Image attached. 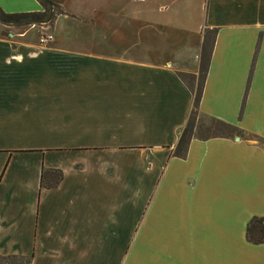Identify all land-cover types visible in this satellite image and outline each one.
<instances>
[{
    "label": "crops",
    "instance_id": "obj_1",
    "mask_svg": "<svg viewBox=\"0 0 264 264\" xmlns=\"http://www.w3.org/2000/svg\"><path fill=\"white\" fill-rule=\"evenodd\" d=\"M68 1L52 0L47 45L0 23V257L264 264V242L246 238L264 217V0L144 2L141 17L146 0ZM117 2L133 9L125 23ZM206 29L198 111L241 134L193 137L179 157L193 94L178 73H197ZM42 169L60 182L41 188Z\"/></svg>",
    "mask_w": 264,
    "mask_h": 264
},
{
    "label": "trees",
    "instance_id": "obj_2",
    "mask_svg": "<svg viewBox=\"0 0 264 264\" xmlns=\"http://www.w3.org/2000/svg\"><path fill=\"white\" fill-rule=\"evenodd\" d=\"M42 6V11L20 12V13H6L0 8V23L8 26L28 27L31 24L49 23L51 24L56 15L61 11L57 4L52 0H37ZM215 36V29H206L203 32V39L201 50L199 54L198 79L193 86L187 83V79L195 82V75L190 73L179 72V77L185 82L187 87L193 94V103L186 123L181 129L176 147L173 154L179 157H184L189 140L193 137L206 139L209 137H231L235 136L237 128L229 123L218 119L210 118L212 124L204 129H200L190 121V114L194 109L198 111V103L204 84V79L209 62L210 52L212 48L213 39ZM199 112V111H198ZM202 115V114H201ZM2 173H0V179ZM62 178V173L59 170H44L40 173V187L52 188L56 186ZM246 238L254 243L264 242V217H253L246 226ZM30 258L24 256H1L0 264H27Z\"/></svg>",
    "mask_w": 264,
    "mask_h": 264
},
{
    "label": "rangeland",
    "instance_id": "obj_3",
    "mask_svg": "<svg viewBox=\"0 0 264 264\" xmlns=\"http://www.w3.org/2000/svg\"><path fill=\"white\" fill-rule=\"evenodd\" d=\"M80 1H83V0H69L68 2H69V4L70 5H72V6H76L77 8L78 7H80L81 9H84L83 7H85L86 5H89V4H93V3H97V1L98 0H93V1H91V2H86V3H83L82 4V2H80ZM104 1H106V0H104ZM121 1V0H120ZM159 2V1H161V0H146V1H142V2H139V3H137V5H140L139 6V8H140V10H138L139 11V16L141 17V16H143V5H145V3L144 2H146L147 3V5H153L154 4V2ZM190 1V0H189ZM192 1H194V0H192ZM150 2V3H149ZM108 4V3H107ZM81 5V6H80ZM59 7V6H58ZM70 7V6H69ZM104 8H106L105 6H104ZM107 8L108 9H112L113 8V14H114V19L115 20H118V21H120V22H122L123 21V19L124 18H126V17H128V16H130L131 14H133L134 12H132V8L130 7V6H125V5H122L121 3H114L113 5H108L107 6ZM130 8V9H129ZM148 9H150V8H148ZM61 14V13H60ZM59 15V14H58ZM58 15H56V17L58 16ZM55 17V18H56ZM55 20V19H54ZM126 22V20L124 21V22H122V23H125ZM130 23H132L133 21L132 20H130L129 21ZM136 22V21H135ZM53 23V22H52ZM51 23V24H52ZM51 24H49V23H45V28L44 29H40V27H34V28H30L29 26L28 27H20L21 29H27V28H29V29H31V31L35 34V35H37V38H38V36H39V34L41 33V31H43V32H45V33H50L51 34V32H50V27H51ZM136 27H137V22H136ZM135 27V28H136ZM131 42H136V41H131ZM49 44V43H48ZM45 45H47V44H45ZM195 75V82L192 84L191 83V80L190 79H187V83H189V85L191 84L192 86H193V88H194V86H195V84H196V80L198 79L197 77H198V71H197V73L196 74H194ZM190 121H192L193 123H194V125L195 126H197L198 128H200V129H204V128H206V127H208L209 125H211L212 124V120H210V118H208V117H206V116H204V115H201L196 109H194L193 108V110H192V112H191V114H190ZM236 134L238 135V134H241L240 133V131H236ZM246 137H249V136H247L246 135Z\"/></svg>",
    "mask_w": 264,
    "mask_h": 264
},
{
    "label": "built area",
    "instance_id": "obj_4",
    "mask_svg": "<svg viewBox=\"0 0 264 264\" xmlns=\"http://www.w3.org/2000/svg\"><path fill=\"white\" fill-rule=\"evenodd\" d=\"M37 26L40 27V29H44L45 28V23L29 25L30 28H34V27H37ZM51 40H52V35L50 33H45L43 31H41V33L38 36V41H39V43L41 45L48 44Z\"/></svg>",
    "mask_w": 264,
    "mask_h": 264
}]
</instances>
